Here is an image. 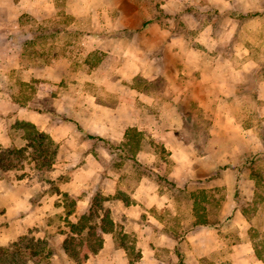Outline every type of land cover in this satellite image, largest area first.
I'll return each mask as SVG.
<instances>
[{"label": "crops", "instance_id": "0c3cea01", "mask_svg": "<svg viewBox=\"0 0 264 264\" xmlns=\"http://www.w3.org/2000/svg\"><path fill=\"white\" fill-rule=\"evenodd\" d=\"M22 120L57 155L42 177L33 160L0 175V246L46 240L32 264H175L176 248L264 264V1L0 0V148L26 145ZM91 210L114 228L78 263L66 217Z\"/></svg>", "mask_w": 264, "mask_h": 264}, {"label": "trees", "instance_id": "16d2710c", "mask_svg": "<svg viewBox=\"0 0 264 264\" xmlns=\"http://www.w3.org/2000/svg\"><path fill=\"white\" fill-rule=\"evenodd\" d=\"M15 126L23 130L27 143L22 147L12 145L0 148V174L13 169H23L30 155L35 162V169L42 177L45 172L53 167L58 144L48 132L41 130L33 122L17 121ZM130 133L133 135L132 138H137L138 133L136 131L132 130ZM64 196L70 200L68 214H71L75 208V199H72L68 194H64ZM93 213L94 211L91 210L88 215H83L77 223L70 221L68 217L66 218L72 234L65 240L64 249L78 263L85 261L91 254L99 252L103 247L104 233L114 228V222L109 215L102 219L100 225L95 224L91 221L93 220ZM202 223V217H198L196 224ZM86 228L88 230L83 234ZM47 244L44 239L23 234L18 240L0 246V264H28L29 260L52 253V250L46 251ZM124 246L126 249L129 248L127 245ZM134 247L131 245L128 250L131 251V249H135ZM176 253L179 264H184V253L179 248H176Z\"/></svg>", "mask_w": 264, "mask_h": 264}, {"label": "rangeland", "instance_id": "374dc122", "mask_svg": "<svg viewBox=\"0 0 264 264\" xmlns=\"http://www.w3.org/2000/svg\"><path fill=\"white\" fill-rule=\"evenodd\" d=\"M262 1H264V0H262ZM21 17H22L21 21L26 24L27 18H29V17H27V15H22ZM33 29H38L39 32H42L43 31V29L41 27H39L38 25L33 26ZM24 33L26 34V32H24ZM24 33L22 34V36L25 35ZM39 35L42 36V33H40ZM40 42H41V40L39 38L33 39V42L31 43V45L33 47H35L34 48L35 49V52H40L41 51L40 48H37L38 43H40ZM40 53H42V51ZM27 58L28 57H26V61L29 62V60ZM17 76L19 78L20 83H22L21 84L22 85V88H24V90H25L24 95L22 96V94H21L20 97L25 98L27 100L28 99H31L32 97L37 96L36 92H37L38 86H41L42 87V85H44V84L40 83V80L38 78H36V77H33L30 80H20L21 78L25 77L26 75H23L22 74V75L19 76V74H18ZM49 87H50V89H55L56 86L53 87L52 85H50ZM253 91H254V89H251V93ZM249 99L253 103H255L253 94H251V97ZM33 103H35V102H33ZM15 124H16V122L14 123V127H16ZM262 157L264 158V155L261 156V158ZM259 159H260V157H258V160ZM30 160H32V158L29 155L28 158H27V160H26V162H29ZM262 161H264V159ZM26 162H25V164H26ZM3 174H5V173H3ZM0 175H2V174H0ZM69 203H70V200H68V205H69ZM69 208L70 207L68 206V209ZM85 233L86 232H84L83 234H85ZM28 235L29 236H32L33 234L32 233H28ZM50 238L53 239L52 241H54V236L53 235H50ZM122 238H123V240H125L128 243V245H134L132 243V241L134 242V240H135L134 233L128 232L125 235H123ZM49 249L50 248H48V246H47L46 251L49 250ZM130 253H131L132 257H134V258L137 256L136 249H132ZM213 261H214V259H212V258L211 259L210 258H204V259L200 260L199 262L198 261H195V260H191V259L189 260V259H186L185 258V263L184 264H214ZM28 264H32L30 262V260L28 261ZM175 264H179V258H178V260L176 261Z\"/></svg>", "mask_w": 264, "mask_h": 264}]
</instances>
